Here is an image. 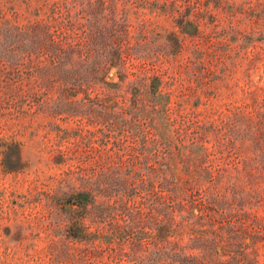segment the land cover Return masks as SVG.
Returning a JSON list of instances; mask_svg holds the SVG:
<instances>
[{
	"label": "trees",
	"instance_id": "obj_1",
	"mask_svg": "<svg viewBox=\"0 0 264 264\" xmlns=\"http://www.w3.org/2000/svg\"><path fill=\"white\" fill-rule=\"evenodd\" d=\"M47 12L0 17V98H64L67 114L95 125V161L69 195L86 210L69 226L87 242L80 260L264 264V94L247 113L185 111L149 36L114 29L130 20L112 0H53Z\"/></svg>",
	"mask_w": 264,
	"mask_h": 264
},
{
	"label": "rangeland",
	"instance_id": "obj_2",
	"mask_svg": "<svg viewBox=\"0 0 264 264\" xmlns=\"http://www.w3.org/2000/svg\"><path fill=\"white\" fill-rule=\"evenodd\" d=\"M52 1L0 0V17L40 20ZM112 1L118 16L130 20L123 31L115 25L117 33L135 38L144 32L159 51L172 106L183 101L185 111H255L254 96L264 94V0ZM83 16H76V34L87 32ZM63 99L0 98V264L93 262L80 260L87 242L76 240L69 226L86 210L69 195L81 185V168L95 161L87 155L98 141L95 125L67 114ZM88 201L90 214L95 208ZM92 217L85 221L89 228ZM261 253L263 261L264 244ZM124 262L106 256L100 264Z\"/></svg>",
	"mask_w": 264,
	"mask_h": 264
}]
</instances>
